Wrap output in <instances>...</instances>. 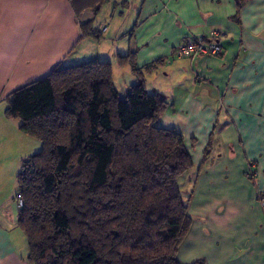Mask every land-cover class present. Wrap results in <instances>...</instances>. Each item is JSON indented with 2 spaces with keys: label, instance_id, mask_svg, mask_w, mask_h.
Wrapping results in <instances>:
<instances>
[{
  "label": "crops",
  "instance_id": "1",
  "mask_svg": "<svg viewBox=\"0 0 264 264\" xmlns=\"http://www.w3.org/2000/svg\"><path fill=\"white\" fill-rule=\"evenodd\" d=\"M237 2L143 0L126 46L116 44L122 31L107 34L103 21V48L94 52L95 41L82 35L68 0H0V264H29L26 238L17 227L16 176L21 160L41 150L19 131L18 120L5 117L6 98L58 67L114 64L117 55L130 52L137 70L154 66L144 84L148 94L166 97L169 111L160 126L185 138L193 168L210 160L195 186L210 199L198 206L191 198L189 214L202 221L192 220L179 262L264 264V211L258 203L264 196V0H244L240 8ZM95 16L85 11L82 19L93 22ZM211 36L221 56L175 55L185 40ZM130 73L129 81L136 82ZM249 166L256 172L251 178Z\"/></svg>",
  "mask_w": 264,
  "mask_h": 264
},
{
  "label": "trees",
  "instance_id": "2",
  "mask_svg": "<svg viewBox=\"0 0 264 264\" xmlns=\"http://www.w3.org/2000/svg\"><path fill=\"white\" fill-rule=\"evenodd\" d=\"M68 1L79 17L103 2ZM80 30L101 38L91 21ZM135 58H115L136 77L124 96L112 64L94 60L58 67L6 98L5 117L41 145L16 176L29 264H182L193 219L178 180L192 157L181 134L160 126L168 103L144 84L154 66L137 70Z\"/></svg>",
  "mask_w": 264,
  "mask_h": 264
},
{
  "label": "rangeland",
  "instance_id": "3",
  "mask_svg": "<svg viewBox=\"0 0 264 264\" xmlns=\"http://www.w3.org/2000/svg\"><path fill=\"white\" fill-rule=\"evenodd\" d=\"M142 1L143 0H103L102 4L99 6V10L96 13V16L94 17V21L92 22V24H93V26H96L97 24H99L103 21H107L109 23V31L107 32V34L109 32H117L118 33L119 31H122V33H120V35H118V37L116 39V44L126 46L125 44L129 41L130 35H132L136 30V23H137L136 19H137L138 13L140 11L139 7L141 6ZM89 12H91V11H89ZM83 14L84 13H82L80 15V17L78 15L76 16L77 20L80 23L79 24L80 26H82V24H85L84 19H82ZM99 25H97L95 27V29H97V27ZM106 27H107V25H106ZM95 32L97 33L96 35L100 36L101 38L97 39L95 37H91V40L95 41L94 52H96L97 49L102 50V48H103V37H104V36H102L103 33H101V35H100L97 30ZM82 34H84L83 31H82ZM216 41H217V38H216ZM98 42L101 43V46L97 45ZM105 48L106 49L108 48V43H105ZM112 71H113L114 85H115L117 91L119 92V94L121 96H124L126 94V87H127V86H125V84L130 82L129 81L130 80L129 79L130 74H131L130 68L129 67L118 68L117 66L112 64ZM145 73H146V75L148 74V72H145ZM130 83H132V82H130ZM135 83L136 82H133L130 85H133ZM160 95L165 97V95L163 93H161ZM167 109H168V107H167ZM167 109H166L165 113L163 114V116L165 114L168 115L169 110L167 111ZM213 132H214V130L212 129L210 131L209 135L210 134L212 135ZM211 148H212V146H211ZM213 148L215 151L219 147L217 145L213 144ZM195 149H196V147H195ZM195 149L192 150V154L196 158V150ZM209 161L210 160L203 162L202 166L198 170H197V168H193L192 170H190L189 172L184 174L178 180L180 190L182 193V198L184 200H188V199L191 200V198H193L191 203L195 204L198 202L197 204L199 206V205H204V203L210 199V196L206 195L205 193L203 194L202 190H195V186L199 183V178L201 175L200 173H201L203 168L210 165ZM250 169H251V166H249V168L246 172V176H247V173ZM251 172L253 174H256V172L255 171L253 172V170H251ZM216 178H218V177H216ZM221 181L222 180H220V179L215 181L216 187H218L219 189H220V186L223 185V183ZM231 181L233 182V180H231ZM193 211H194V208H191V210L189 209L190 213H193ZM262 214L264 216V213H262ZM194 216H197V215H194ZM193 220L202 221L201 219H195V218H193Z\"/></svg>",
  "mask_w": 264,
  "mask_h": 264
},
{
  "label": "built area",
  "instance_id": "4",
  "mask_svg": "<svg viewBox=\"0 0 264 264\" xmlns=\"http://www.w3.org/2000/svg\"><path fill=\"white\" fill-rule=\"evenodd\" d=\"M107 27L105 24H100L97 27L99 33H104ZM222 54V48L220 44L216 41L215 36L211 38H197V39H187L185 42L175 50V55L178 58H195L198 56H209V57H219ZM248 178L255 176L251 172V169L247 173ZM258 203L264 211V196L258 198ZM16 206L20 208L22 206L21 200H16Z\"/></svg>",
  "mask_w": 264,
  "mask_h": 264
}]
</instances>
